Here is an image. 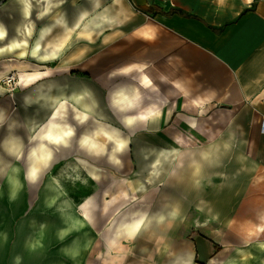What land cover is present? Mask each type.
I'll list each match as a JSON object with an SVG mask.
<instances>
[{"label":"crops","instance_id":"1","mask_svg":"<svg viewBox=\"0 0 264 264\" xmlns=\"http://www.w3.org/2000/svg\"><path fill=\"white\" fill-rule=\"evenodd\" d=\"M79 1L86 31L119 1L121 26L149 36L131 80L77 74L93 55L81 67L76 43L63 60L69 50L50 38L60 27L77 31ZM145 1L150 16L129 0H0V46L50 25L41 52L63 51L0 53V164L19 167L22 183L10 196L0 174V264H264V0ZM16 70L10 91L1 80ZM122 90L133 102L117 103ZM10 131L20 154L5 146ZM75 159L84 247L64 252L55 235L21 255L20 222L41 218L44 229L49 216L66 225L43 194L52 167ZM28 182L39 186L30 210Z\"/></svg>","mask_w":264,"mask_h":264},{"label":"bare ground","instance_id":"2","mask_svg":"<svg viewBox=\"0 0 264 264\" xmlns=\"http://www.w3.org/2000/svg\"><path fill=\"white\" fill-rule=\"evenodd\" d=\"M85 10L86 9L84 6L78 9L76 19L77 25H79L80 23L79 21L81 19V16H84ZM27 12L29 13V11ZM99 20L101 19L96 20L97 25L95 24L93 30H96L98 34H101L102 31H104L106 22L103 20ZM59 22L61 24H67V19L62 18ZM50 29L51 26L46 25L45 28L35 36L33 34H24L23 36L16 35L15 37H13L9 45L0 46V49H3L2 51H0V53L8 52V50H15L21 57L28 55H31L38 59L56 57V55L58 56L60 53H63V51H55L52 54L41 52L43 48L44 38L49 34ZM0 31H2L3 34L5 33V29L1 25ZM5 37L6 36H2L0 37V39ZM84 41L85 43H87L88 39H84ZM89 42L92 44L91 46L96 45L95 42ZM122 91L121 96L118 100L121 101V103L126 102L127 100L133 102L131 98L128 97L125 91H123L122 95ZM38 93H40V91H38ZM47 94L48 92L45 93V95ZM104 132H107V129L104 130ZM53 136L57 138V136ZM5 146L7 147L8 151L12 153H21V141L17 135H14L13 131L9 132L8 137L5 140ZM1 161H3V157L0 154V162ZM38 169L39 168L36 166H29L28 170L31 178H34L37 175ZM81 169L82 165H80L76 159L61 164L56 172H52L49 174L47 187L44 190V203L48 204L49 206H57L62 214L63 220L66 222V225L61 228H58L57 226L53 227L52 225L54 224V221L49 218V216L45 217L48 223L44 229L37 228L38 223L41 222L42 224H44L45 222L41 220V218L35 219L33 222H31L30 220H24L20 222L17 227L19 231V239L15 245L16 252L20 253L21 255L28 256V251L31 249V246H35L36 242H38L39 245H42L45 241L48 242L49 239H51L55 235H59V237L65 239V242L63 244L64 252L77 255L78 252L81 251V249L84 247V244L86 243V236L84 233L85 230H87L88 217L86 214L80 213L78 211L77 205L71 197L65 195V192H67L68 189L69 181L73 182L75 178L78 177ZM0 174L5 176V179L7 180V184L10 187V196L17 194L22 185V183L20 182V168L12 164L10 165L9 162H6L4 164H0ZM1 192L2 187L0 184V194ZM68 237L71 238L67 240ZM58 264L65 263L62 262Z\"/></svg>","mask_w":264,"mask_h":264},{"label":"rangeland","instance_id":"3","mask_svg":"<svg viewBox=\"0 0 264 264\" xmlns=\"http://www.w3.org/2000/svg\"><path fill=\"white\" fill-rule=\"evenodd\" d=\"M131 4L138 7L143 12H146L148 15L147 10V4L144 3V0L141 1L142 3H138V0H129ZM146 2V1H145ZM103 4V3H102ZM82 1L77 2L78 7L82 6ZM128 6V5H127ZM122 8V3L118 1V5H114V8L110 12L109 18H102V20H108L111 21V24L109 28L113 29H104L101 34H98L96 30L86 31L85 26L86 22H89L90 20L86 19V21H80L77 31H73L71 35L65 36V30L60 27L55 30V32L51 35L50 39H54L56 36L59 38V47L66 48L65 50H69V52L66 54L65 58L63 60H67L69 57H71L70 49L71 46H74L73 44H77L74 46L75 48V55L79 56V61L81 67L84 66V62H87L85 59L87 58L88 54H91V64L90 70H85L86 68H80L77 70V74L82 76H97L100 77L102 81L108 80L113 84V82H120V79L125 80H131L132 77L127 74H133L130 73V69L134 66L131 65L132 62H134V58L136 54L144 49V41L146 38H149L147 35H141L139 33V28L136 27L137 31L135 32L134 28H123L121 25L124 24V17L118 15V12L116 9ZM146 7V8H145ZM100 11L99 9H95L93 7L94 14L96 11ZM110 11V10H109ZM132 11V10H131ZM133 16V11H132ZM150 16V15H148ZM125 17V18H129ZM142 17V16H141ZM142 23L148 22L147 19L144 18V16L141 18ZM91 21H96V18H93ZM101 21V20H99ZM93 37V42L96 43L95 46H91L90 43L84 44L81 42L82 38L87 37ZM73 42V43H72ZM74 55V57H75ZM17 72V70H16ZM101 90V88H99ZM52 170L57 171L58 167H52ZM69 191L70 196L76 201L77 209L80 213L82 212L81 204H80V197H79V188L78 184H76V181H69ZM44 184V183H43ZM42 183L39 185H43ZM76 184V186H75ZM27 188L29 190V199H30V206L29 210L32 208V206L35 204V202L38 200L37 198V191L39 189V186L32 185V183H27ZM36 193V198L33 196V194ZM84 252V250H83ZM82 264H84L82 262Z\"/></svg>","mask_w":264,"mask_h":264},{"label":"built area","instance_id":"4","mask_svg":"<svg viewBox=\"0 0 264 264\" xmlns=\"http://www.w3.org/2000/svg\"><path fill=\"white\" fill-rule=\"evenodd\" d=\"M6 86L7 88H9L10 91H15L18 88V76H17V72L15 71H11L8 76L4 77L1 80ZM262 131H264V121L262 123Z\"/></svg>","mask_w":264,"mask_h":264},{"label":"snow or ice","instance_id":"5","mask_svg":"<svg viewBox=\"0 0 264 264\" xmlns=\"http://www.w3.org/2000/svg\"><path fill=\"white\" fill-rule=\"evenodd\" d=\"M2 36H3V33H2V31H0V37H2ZM2 50H3V49H0V51H2ZM117 103H121V101H117ZM128 123L131 124L132 121L129 120ZM70 134H71L70 132H69V133H64V135H70ZM56 142L59 143V140H57ZM84 143L87 144L88 141L85 140ZM93 147H95V145H93ZM123 147H124L123 145H120V148H123ZM117 150H119V149H117Z\"/></svg>","mask_w":264,"mask_h":264},{"label":"water","instance_id":"6","mask_svg":"<svg viewBox=\"0 0 264 264\" xmlns=\"http://www.w3.org/2000/svg\"><path fill=\"white\" fill-rule=\"evenodd\" d=\"M141 1H143V0H138V3H142ZM144 3H145V0H144Z\"/></svg>","mask_w":264,"mask_h":264},{"label":"trees","instance_id":"7","mask_svg":"<svg viewBox=\"0 0 264 264\" xmlns=\"http://www.w3.org/2000/svg\"><path fill=\"white\" fill-rule=\"evenodd\" d=\"M181 14V13H180Z\"/></svg>","mask_w":264,"mask_h":264}]
</instances>
